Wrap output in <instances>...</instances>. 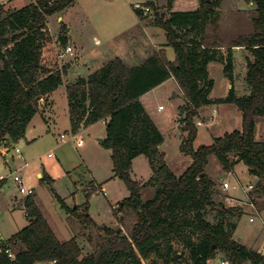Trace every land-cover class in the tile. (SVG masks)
Segmentation results:
<instances>
[{"label": "trees", "instance_id": "16d2710c", "mask_svg": "<svg viewBox=\"0 0 264 264\" xmlns=\"http://www.w3.org/2000/svg\"><path fill=\"white\" fill-rule=\"evenodd\" d=\"M74 1L37 0L0 17V147L24 136L29 121L39 111L41 97L63 83L65 67L44 63L43 50L52 39L48 17ZM173 1L168 0L164 7L166 17L155 11L151 19L164 29L167 44L175 53L174 60L154 52L142 63L128 66L114 56L65 86L73 133L105 120L106 137L102 144L111 150L113 175L122 179L129 191L118 208L135 217L130 229L125 233L120 227L98 226L89 214L78 213L77 207L71 209L60 198L67 213L80 218L84 225L92 224L97 231L93 251L80 257L77 238L60 241L32 195H27L28 223L9 239H0L1 245L13 253L12 257L0 253V264H33L49 259H56V264H142L151 256L149 264H179L173 242L186 250L188 261L184 264H207L215 254L213 245L235 264H264L262 254L231 236L234 222H228L226 228L225 223H213L205 217L207 208L218 207L233 217L242 212L241 206H225L220 201V190L205 170L210 154L228 172L238 162L245 164L256 179L250 192L264 194V141H257L254 134L256 117L264 116V0H252L256 11L252 18L254 31L228 47L250 50L252 58L247 57L245 75L249 93L239 96L231 86L222 99L209 97L214 81L208 77V63H223V72L230 80L234 64L230 51L224 58L216 54L220 44L205 42V27L214 16L215 3L199 0L194 10L171 11ZM2 7L0 4V12ZM134 11L144 17L137 7ZM66 41L65 35L59 37L61 44ZM170 77L184 95L180 121L186 135L180 150L191 157V163L180 175H175L164 162L159 149L163 135L140 101V96ZM220 102L239 108L241 128L194 148L197 110ZM140 154L146 156L154 172L146 184L156 186L153 196L144 201L142 184L131 174L132 159Z\"/></svg>", "mask_w": 264, "mask_h": 264}, {"label": "rangeland", "instance_id": "374dc122", "mask_svg": "<svg viewBox=\"0 0 264 264\" xmlns=\"http://www.w3.org/2000/svg\"><path fill=\"white\" fill-rule=\"evenodd\" d=\"M31 1L37 0H11L4 3L0 17H5L7 11L25 6ZM212 1L215 3V13L206 24L205 42L220 44L216 54H222L224 58L230 51L234 68L230 80L223 72V63H208V77L214 81L209 97L224 98L229 91L227 82L234 83L232 85L237 95H247L244 93L247 91L244 79L247 57L252 58L250 50L241 46L228 47L240 36L254 31V3L252 0ZM144 2L151 1L77 0L64 17L70 31L80 38L77 48L71 46L72 54L66 51L67 44L59 42V37L67 31L66 27L61 26L63 20L58 19L57 13L48 17L47 26L52 39L43 50V62L50 66L56 64L61 69L65 67L66 72L63 83L52 92L51 98L39 100L41 108L29 121L24 136L7 147H0V238L9 239L28 222L19 202L25 195L13 183L15 173L23 178L27 188L33 190L32 195L57 238L60 241L77 238L81 248L80 257L93 251L97 231L92 224L84 225L80 218L67 213L61 206L60 198L71 209L77 207L78 213L89 214L98 226L120 227L126 233L135 221L133 215L118 208L119 202L129 191L123 180L113 175L111 150L99 140L106 137L105 124L97 122L73 133L66 108L65 85L78 77H85L115 55H122L128 66L142 63L153 54L154 49L165 59L175 57L173 48L167 44L164 29L151 19L155 11L161 14L165 10L168 0H154L150 5L153 14L136 16L132 6ZM197 2L199 5V0ZM195 3L196 0H174L171 10H190ZM94 36L99 38L98 43ZM143 101L163 135L159 149L163 153L164 162L175 175H180L191 163V157L180 150L186 135L180 121L181 107L185 101L183 92L176 80L172 79L149 92ZM214 107L219 109L216 117L211 114ZM200 108L194 118L197 126L194 148L241 128V112L233 103L220 102L218 105L207 104ZM199 120L204 124L198 125ZM61 134L64 138L60 137ZM254 134L257 141H264V116L256 117ZM15 148L19 151L16 152ZM131 166L132 177L142 184V200L151 198L156 186L146 184L154 175L148 159L140 154L132 159ZM205 170L216 182L221 193L219 199L225 206L240 205L244 192L239 186L230 188L228 194L236 197L239 202L227 203L224 197L226 191L221 190L223 181L239 183L241 186L252 183L255 186L256 179L242 162L236 163L228 172L216 156L210 154ZM248 195L254 207L242 204V212L234 217L228 212L222 213L218 207L207 208L205 217L213 223H225L226 228L228 222H234L231 236L246 248L264 256V194L249 192ZM173 249L179 264L188 261L186 250L180 243L173 242ZM214 251L215 254L208 259L207 264H235L227 260L220 250L214 248ZM152 259L153 256L144 259L142 264H149ZM241 264L250 263L244 261Z\"/></svg>", "mask_w": 264, "mask_h": 264}, {"label": "crops", "instance_id": "0c3cea01", "mask_svg": "<svg viewBox=\"0 0 264 264\" xmlns=\"http://www.w3.org/2000/svg\"><path fill=\"white\" fill-rule=\"evenodd\" d=\"M8 1H11V0H7V1H5V0H0V2H2V4H4V3H6V2H8ZM76 1L77 0H75L71 5H69L68 7H66L64 10H62L60 13H57L58 14V19L59 18H61L62 20H63V25L66 27V32H65V36H66V38H67V41H66V47L67 46H73V48H77L78 47V45H79V43H80V38L77 36V35H75L73 32H71L70 31V28H69V25H68V23L66 22V21H64V17L70 12V10L74 7V5L76 4ZM148 1H154V0H148ZM32 2V1H31ZM142 4H146V2H144V3H140V4H134L133 6H132V9H133V13L136 15V16H138L136 13H135V11H134V8L137 6V5H142ZM147 5V4H146ZM148 6H149V8H150V11L148 12V15H151V14H153L152 13V10H151V6L148 4ZM198 7V2H197V0H196V3H195V5H194V8H192V9H190V10H194V9H196ZM165 9V8H164ZM163 11H165V10H163ZM171 11H173V10H171ZM174 11H187V10H174ZM143 16H147L146 14H143ZM140 17V16H139ZM151 18H154V16H152ZM139 24V22H137V25ZM70 31V33H69V31ZM143 33L144 34H146L145 33V31L143 30ZM94 38V40L96 41V43H98V41H99V38L98 37H96V36H94L93 37ZM241 47H243V46H241ZM238 48H239V46H238ZM154 52H158L157 51V49H154ZM153 52V53H154ZM115 56H118V55H115ZM118 57H120V56H118ZM122 60L124 59V57L121 55V57H120ZM168 60H170V61H172V60H174V58H171V59H169V58H167ZM124 61V60H123ZM209 66V65H208ZM172 79H174L173 77H170V78H168L167 80H165L164 82H162L161 84H159L158 86H156V87H159V86H162L165 82H168V81H170V80H172ZM245 80V79H244ZM235 81V80H234ZM234 85V83H232V82H227V89L228 88H230L231 87V85ZM244 84H246L245 82H244ZM232 85V86H233ZM66 86V85H65ZM156 87H154V88H152L151 90H149L148 92H146V93H144L142 96H140V101L142 102V104L144 105V107H145V109L148 111V109H147V105H146V103L143 101V98L145 97V96H147V94L149 93V92H151L152 90H154ZM66 88V87H65ZM245 88L247 89V91L246 92H244L245 94H248L249 93V88L247 87V85H245ZM227 91V90H226ZM65 93H66V89H65ZM51 94H52V92L50 93V94H48V95H46V96H43V97H41V101H43L45 98L47 99V100H49V98H51ZM242 95V94H241ZM222 96H225V94L224 95H222ZM210 98L211 99H213V97L212 96H210ZM220 98V97H219ZM211 105H218V104H216V103H212ZM39 108H41V107H39ZM66 108H67V112H68V106H67V97H66ZM199 109H201V108H199ZM217 109L218 108H213L212 110H211V114H214V116L216 117V115H217V113L219 112V109H218V111H217ZM160 110V109H159ZM149 112V114L152 116V114H151V112L150 111H148ZM214 117V118H215ZM152 118L154 119V117L152 116ZM155 120V119H154ZM98 122H102V120H100V121H98ZM155 122H156V120H155ZM97 123V122H96ZM103 123V122H102ZM157 123V122H156ZM105 124V123H104ZM197 124L198 125H200V124H204V123H202L200 120L197 122ZM25 166H27V163H25L24 164ZM39 175H41L40 173H39ZM32 195V194H31ZM34 195H32V197H33ZM25 198H26V196L25 197H23L22 199H20V204L22 205V208H23V211H24V215L26 216V207H25ZM33 199H34V197H33ZM34 201H35V199H34ZM35 203L37 204V202L35 201ZM37 206H38V204H37ZM40 209V208H39ZM42 212V211H41ZM27 217V216H26ZM45 217V216H44ZM28 223V222H27ZM26 225V224H25ZM24 225V226H25ZM23 226V227H24ZM51 227V226H50ZM53 230V229H52ZM54 231V230H53ZM55 233V232H54ZM56 235V234H55ZM2 241H4V240H7L6 238H0ZM68 240V239H67ZM63 241H65V240H63Z\"/></svg>", "mask_w": 264, "mask_h": 264}, {"label": "built area", "instance_id": "2783aa9c", "mask_svg": "<svg viewBox=\"0 0 264 264\" xmlns=\"http://www.w3.org/2000/svg\"><path fill=\"white\" fill-rule=\"evenodd\" d=\"M136 7L138 9H140L143 14H148V12L150 11L149 6L146 4L137 5ZM66 51H68L70 54L73 53L71 46H67ZM102 122L105 123V120L102 119ZM60 137L64 138V135L61 134ZM15 151L18 152L19 149L15 148ZM18 156H20V153H18ZM13 183L17 186V188L21 194H24L25 196L33 194V190L31 188H27L24 184L23 178L16 173L13 175ZM238 186L241 187L242 191L244 192V199L241 201L240 205L246 203V204L254 207V203L251 201L252 199H250V197L248 195V193L253 189L252 183L241 186L239 183L238 184H230L227 180L223 181L221 183V190L226 191V193H227V194L226 193L224 194V197H225L227 203L234 204V203L239 202V200L236 197H234L231 194H228V192H227V190H229L230 188H237ZM240 205H235V206H240ZM228 206H231V205H228ZM0 253L7 254L8 257L13 256V253L11 252L10 248L8 246L3 247L1 245V242H0ZM56 263H57L56 259H49V260H39V261L34 262L33 264H56Z\"/></svg>", "mask_w": 264, "mask_h": 264}, {"label": "water", "instance_id": "95a60500", "mask_svg": "<svg viewBox=\"0 0 264 264\" xmlns=\"http://www.w3.org/2000/svg\"><path fill=\"white\" fill-rule=\"evenodd\" d=\"M161 16L164 17L165 16V11H162ZM101 142L103 141V139H99ZM213 250L215 248V245L212 246ZM177 257V254H176Z\"/></svg>", "mask_w": 264, "mask_h": 264}]
</instances>
